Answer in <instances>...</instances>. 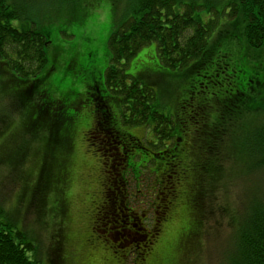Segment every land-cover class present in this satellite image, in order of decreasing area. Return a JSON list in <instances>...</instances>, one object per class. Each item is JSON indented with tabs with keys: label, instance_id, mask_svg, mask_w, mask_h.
<instances>
[{
	"label": "rangeland",
	"instance_id": "374dc122",
	"mask_svg": "<svg viewBox=\"0 0 264 264\" xmlns=\"http://www.w3.org/2000/svg\"><path fill=\"white\" fill-rule=\"evenodd\" d=\"M6 1L10 9L21 14V19L11 20L10 25L17 30L33 26L48 37L49 45L45 62L35 76L20 79L0 62L7 67L3 69L5 74L0 70L2 221L24 230L40 264H221L235 217L239 220L246 203L264 192V174L249 169L252 159L246 152L250 133L264 123V51L247 46L243 22L229 18V0H177L174 9L182 12L183 5L194 3V17L203 24L214 19L215 11L219 12L210 45L218 34L223 35L219 55L228 50L232 64L228 58L213 59L225 66L230 64L227 71L234 72V88L243 92L244 98L235 101L229 92L224 105L210 103L213 94L200 95L196 87L200 83L208 87V75L204 73L210 72L211 66L171 71L159 63L155 43L142 47L124 67L127 75L154 90L157 111L175 121V134L182 137V142L177 141L181 144L173 178L165 173L170 172L171 160H156L154 148L148 145L156 141L152 128L124 126L121 103L104 87V71L111 59L108 38L129 13L134 0ZM218 77L222 78L223 73ZM222 85L216 82L215 86ZM216 89L223 91V87ZM217 90L216 94L223 97ZM39 96L42 98L37 101ZM100 98L112 113L108 126L148 142L144 145L148 152H131V163L135 164L132 172L139 174L129 171L125 175L124 204H115V209L109 208L102 215L99 230L107 228L117 241L133 236L129 223L121 222L127 217L125 209L131 214L134 210L146 214L142 225L150 230L158 206L157 183L168 181L174 191L167 200L164 220L155 225L152 245L146 251L141 246L137 249V253L143 251V261L129 253L133 248L120 249L117 241L111 244L104 236L97 240L91 232L104 202L103 168L109 167L111 159L109 153L103 156L102 150L96 151L97 144L91 145L92 141L104 140L103 133H95L89 140L85 136L94 126ZM47 100L58 102V111L72 115L73 121L68 126L67 152L54 160L50 172H62L61 187L54 181L45 189L48 168L38 181L44 163L37 140L42 133H32L34 138L27 135L23 131L26 122L22 120L31 105ZM196 120L198 124H194ZM212 135L216 137L207 151L206 140ZM195 155L208 156L213 161L209 170L201 169L203 159ZM180 158L184 163H179ZM123 160L129 161L130 156L125 155ZM182 163L183 174L178 175ZM198 193L202 197L196 206L194 195Z\"/></svg>",
	"mask_w": 264,
	"mask_h": 264
},
{
	"label": "trees",
	"instance_id": "16d2710c",
	"mask_svg": "<svg viewBox=\"0 0 264 264\" xmlns=\"http://www.w3.org/2000/svg\"><path fill=\"white\" fill-rule=\"evenodd\" d=\"M63 1L72 3L77 0ZM176 2L177 0H134L129 13L124 15L117 29L108 38L111 59L104 71L105 89L121 103L122 124L124 126H140L145 129L152 128L156 141L148 145L154 148L153 153L156 160L166 158L171 160L170 172H165L168 174L166 176L168 178H173L175 173L178 146L181 144L177 141L181 140L182 142V137L175 134L174 119L157 111L154 90L126 74L124 67L136 53L145 45L155 43L159 63L171 71L197 70L209 64L211 71L204 73L208 75V87L200 83L196 87V93L200 95L213 94L212 99H209L210 103L216 102L221 106L225 104L226 98L224 99V97L229 92L234 94L232 97L235 101L239 100L238 98H244V93L234 88V72L227 71V66L229 67L230 64L225 66L213 59L217 57V61H219L221 57L230 60L228 50L225 51V55H219V45H222L220 38L223 35L218 34L216 40L214 39L210 45V37L215 29V24H217L216 18L219 12L215 11L214 19H209L207 23L203 24L194 17V10L197 8L194 3H187L183 5L182 12H176L174 9ZM228 6L231 8L229 18L240 19L243 22V36L247 46L252 50L264 51V0H229ZM14 19H21L20 11L10 9L6 0H0V62L4 63L18 78H29L35 76L43 66L49 40L46 35L37 31L33 26L22 30L13 28L10 21ZM4 64H0V70L5 74L3 69L7 70V67ZM219 73H223V77L218 80ZM216 82L223 83V85L215 86ZM210 86L214 88L208 90ZM206 87L207 91H205ZM216 87H223L222 93ZM216 90L224 96H218ZM17 93L24 95V92L21 91H17ZM41 98L39 96L37 101ZM97 106L98 111L94 113V126L90 129V136L92 135L91 139H93L95 133L96 135L103 133L104 140L100 138V142L92 141L91 145L97 144L96 151H103V156L104 152L110 154L109 167L103 168L105 174L104 202L101 204H107L110 209H113L115 204H124L120 201V197L123 198L124 188L127 184L125 175L129 171L132 172L135 165L131 163V152L136 151L139 155H144L148 152L147 146H144L148 142H142L117 127L108 126L112 113L101 98ZM59 107L58 102L51 100H47L43 104L31 105L22 120L26 122L23 131L27 135L42 133L37 139L41 159L44 162L38 181L43 179L45 167L48 168L45 189L54 181L57 183V187H61L62 172L56 175L53 170L52 173L50 172L54 160L58 156L63 157L67 152L68 126H72L73 121V116L63 113V110L59 112L58 109H61ZM198 123L196 120L194 124ZM32 137L34 138V136ZM215 137L212 135V138L205 139L209 148L207 151H210V141ZM246 141L248 144V147L246 146L247 156L252 159L251 164L247 160L249 169L264 174V123L257 126ZM181 150L183 152L185 148L182 147ZM125 155L130 156L129 161L123 160ZM195 156L199 160L203 159L201 169L209 170L213 161H209L208 156ZM181 160L182 158L179 159V163H184ZM183 163L177 170L178 175L183 174L185 166ZM105 164L106 162L102 165L105 166ZM204 166L206 167L204 168ZM132 173L139 174L137 171ZM163 182L157 183L158 206L154 212L155 223L149 227L150 230L142 225V220L137 214L140 212L134 210L131 220L125 218L121 221L124 225L129 223V231L133 236L120 237L119 241L115 237H111L112 243L115 244L117 241L116 246L120 249L133 248L129 250V253H132L135 258L142 257L141 261L144 260L143 251H146L155 239L156 223L165 218L167 200L174 193L171 186L167 184L168 181H165L164 184ZM194 196L197 199H194L195 204L193 205L198 206L202 193ZM194 196L192 198H195ZM127 203L129 204V200ZM2 217L3 209L0 206V264H40L34 253V245L24 230L18 229L12 222H3ZM229 240L230 244L221 264H264V192L261 195H255L246 203L239 220H236L235 217ZM139 246L144 250L137 253ZM130 256L131 254L126 255V259Z\"/></svg>",
	"mask_w": 264,
	"mask_h": 264
},
{
	"label": "flooded vegetation",
	"instance_id": "af4514ba",
	"mask_svg": "<svg viewBox=\"0 0 264 264\" xmlns=\"http://www.w3.org/2000/svg\"><path fill=\"white\" fill-rule=\"evenodd\" d=\"M90 134H91V132H90V130H87V132H86V137L88 138V140L91 138V136H90ZM87 138H85V140H87ZM122 199L123 198H121L120 197V200L122 201ZM127 199V198H126ZM119 207H120V209L122 208V205H119ZM96 209H97V207H96ZM108 209H109V207L107 206V204H103V205H100L99 206V210H98V212H97V218H96V226L94 227V228H91V232H92V234H94V236H95V238L97 239V240H99L101 237H105L107 240H108V242L109 243H111V244H113L112 243V241H111V236L109 235V233H107V228H105L104 230H99V228H98V224L100 223V222H102L103 221V217H102V215H106L107 214V211H108ZM120 209H119V211H120ZM123 212L127 215V217L126 218H128L129 220H131L132 218H133V215L131 214V211L130 210H128V209H125V210H123ZM120 213H121V211H120ZM122 214V213H121ZM138 215H139V217L141 218L140 220H142L143 221V219L145 218V215L146 214H144V213H142V212H140V213H137ZM100 217V218H99ZM99 218V219H98ZM141 221V222H142ZM98 222V223H97ZM101 225V224H100ZM94 241H96L95 239H93ZM60 259H58L57 258V261H59ZM60 262V261H59Z\"/></svg>",
	"mask_w": 264,
	"mask_h": 264
}]
</instances>
